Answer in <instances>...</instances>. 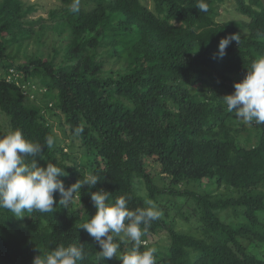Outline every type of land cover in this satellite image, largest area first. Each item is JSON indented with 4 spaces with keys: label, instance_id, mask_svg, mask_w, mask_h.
<instances>
[{
    "label": "trees",
    "instance_id": "obj_1",
    "mask_svg": "<svg viewBox=\"0 0 264 264\" xmlns=\"http://www.w3.org/2000/svg\"><path fill=\"white\" fill-rule=\"evenodd\" d=\"M56 1L36 17L29 0H0V135H52L39 166L64 169L65 188L88 174L100 181L53 213L0 209V264L79 243L78 264H96L99 245L79 227L96 211L88 193L101 189L130 210L156 202L161 217L139 249L155 247L156 264H264V124L236 119L222 100L264 57V0H204L207 12L199 0H81L78 12ZM228 2L240 20H216ZM232 34L238 43L216 58Z\"/></svg>",
    "mask_w": 264,
    "mask_h": 264
},
{
    "label": "clouds",
    "instance_id": "obj_2",
    "mask_svg": "<svg viewBox=\"0 0 264 264\" xmlns=\"http://www.w3.org/2000/svg\"><path fill=\"white\" fill-rule=\"evenodd\" d=\"M80 3L81 0H73L71 10L78 12ZM196 8L201 12L208 11L204 0H199ZM238 40L236 34L221 38L216 58L222 59L231 42L238 43ZM233 87V93L222 97L227 112L247 125L264 124V57L253 61L244 78L235 82ZM83 130V125L77 126L74 134L79 136ZM54 144L52 135L47 136L44 144H41L26 139L20 129L0 135V209L9 210L18 219H23L26 212L33 210L53 213L58 204L68 208L83 186L89 189L96 186L99 178L95 174H88L83 180L78 179L65 188L64 181L60 179L67 175L64 169L52 162L46 163L44 167L39 166L37 159L44 148L51 149ZM26 157L33 159L26 161ZM57 194L60 196L58 201L55 199ZM88 194L96 211L79 229L84 230L99 245L96 264L113 258L121 264H156L155 247L143 252L139 250L143 244L142 237L146 235L151 222L161 217L156 202L148 199L145 201L146 207L130 210L126 196H119L114 203H108L110 193L105 190ZM115 236L131 243V250L120 253V244L115 242ZM84 258L83 244L59 245L43 256H35L32 264H78Z\"/></svg>",
    "mask_w": 264,
    "mask_h": 264
},
{
    "label": "rangeland",
    "instance_id": "obj_3",
    "mask_svg": "<svg viewBox=\"0 0 264 264\" xmlns=\"http://www.w3.org/2000/svg\"><path fill=\"white\" fill-rule=\"evenodd\" d=\"M143 1L146 2L149 8L152 6L150 0H143ZM29 2H30L29 4H37L38 6L37 8L38 10L36 11L35 14H33V16H36V17L39 15L46 17L45 14L47 13V11L53 8L55 4H57L56 0H29ZM219 12H220V16L216 20H219L222 22L241 19L240 18L241 16L233 10V7L230 2H228L223 8H220ZM33 49H35V46L33 42H30L28 46V51H31ZM0 75H3V70L1 68H0ZM1 114H0V124H2L1 121H3ZM53 121L55 125L58 122V121L56 122L54 119ZM59 136H61L60 133H59ZM212 191L214 192L215 190L212 188Z\"/></svg>",
    "mask_w": 264,
    "mask_h": 264
},
{
    "label": "built area",
    "instance_id": "obj_4",
    "mask_svg": "<svg viewBox=\"0 0 264 264\" xmlns=\"http://www.w3.org/2000/svg\"><path fill=\"white\" fill-rule=\"evenodd\" d=\"M7 81L8 82H12L14 80V83L16 85H19V75L16 74L13 70H10V74L7 76ZM29 84L27 83L26 86H28ZM26 86H23V88H26Z\"/></svg>",
    "mask_w": 264,
    "mask_h": 264
}]
</instances>
